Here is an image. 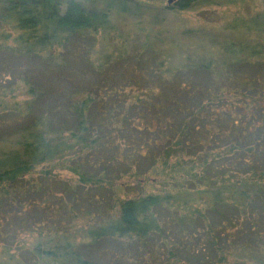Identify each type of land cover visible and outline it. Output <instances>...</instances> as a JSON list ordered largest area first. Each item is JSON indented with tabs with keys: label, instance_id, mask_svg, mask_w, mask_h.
<instances>
[{
	"label": "trees",
	"instance_id": "trees-1",
	"mask_svg": "<svg viewBox=\"0 0 264 264\" xmlns=\"http://www.w3.org/2000/svg\"><path fill=\"white\" fill-rule=\"evenodd\" d=\"M161 1L182 12L244 0ZM133 3L0 0V52L68 73L47 86L17 58L0 69L8 263L128 264L91 255L107 242L142 254L157 244L156 264H264V0L228 25L253 38L224 40L218 59L176 61L148 45L116 75L126 43H96ZM20 234L38 241L21 247Z\"/></svg>",
	"mask_w": 264,
	"mask_h": 264
},
{
	"label": "rangeland",
	"instance_id": "rangeland-1",
	"mask_svg": "<svg viewBox=\"0 0 264 264\" xmlns=\"http://www.w3.org/2000/svg\"><path fill=\"white\" fill-rule=\"evenodd\" d=\"M94 5L102 6V0H79ZM137 3L130 5L128 13L122 15H113L115 32L109 38L104 37L96 43L97 50H112L115 44L125 42L127 45V54L124 61L119 65L117 62L111 68V72L116 75L126 74L130 69L129 61L131 52L139 53V50L147 48L148 45L153 49L165 52L176 61H180L188 54L195 58H213L218 59L221 55L220 44L224 40H240L253 38L242 31H233L228 29V25L236 16H247L260 10L263 6V0H244L233 5H200L195 4L188 10L182 12H165L161 0H136ZM165 1V0H164ZM1 8V5H0ZM190 30V31H185ZM148 41L149 44L141 43ZM115 42V43H114ZM17 58V59H15ZM5 55L0 52V69L5 67V61L15 59L20 70L25 66V72L33 80L42 85H49L58 81H63L64 76L68 74L65 71L55 68H48L42 64L36 65L35 60H25L23 58ZM25 63V64H24ZM2 67V68H1ZM4 74V73H3ZM65 81V80H64ZM66 82V81H65ZM20 98V96H18ZM43 100V99H42ZM54 99H44L41 104H52ZM5 122L0 123V132L5 130ZM60 179L73 180L74 176L64 169L57 170ZM32 213V217L38 216V212ZM56 226L55 224L53 225ZM18 240V241H17ZM17 244L28 248L33 242L38 241L36 235L20 234L17 238ZM0 243V264L8 263L10 252L13 253L15 246L3 247ZM151 254H142V251L134 247H118L111 243L103 242L102 245L91 253L93 257L103 262H121L120 259L128 264H156L150 259L160 249L157 244L151 245ZM15 255V254H14ZM154 256V257H155Z\"/></svg>",
	"mask_w": 264,
	"mask_h": 264
}]
</instances>
